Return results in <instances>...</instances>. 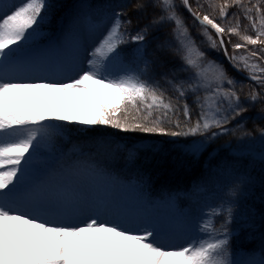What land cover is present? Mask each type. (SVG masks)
Masks as SVG:
<instances>
[{
    "label": "snow or ice",
    "instance_id": "1",
    "mask_svg": "<svg viewBox=\"0 0 264 264\" xmlns=\"http://www.w3.org/2000/svg\"><path fill=\"white\" fill-rule=\"evenodd\" d=\"M180 2L202 26L209 46L222 49L232 66L246 72L260 89L247 94L249 104L264 99V0L219 4L209 0L208 6L213 13L218 9L221 22L201 13L200 0L195 9L190 0ZM149 7L156 10L150 25L135 34L129 32L131 20L123 19L122 13L104 14L89 22L90 32L107 25L106 31L88 53L87 66L60 82L13 78L31 70L32 61L22 53L38 34L47 0L13 2L0 9V264H264V256L245 262L231 258L232 203L208 209L194 225L195 234L177 245L168 242L162 225L140 224L142 230L132 231L122 226L125 223L102 220L87 206L51 197L48 186L29 175L33 153L60 134L61 129L50 121L105 126L124 133L214 139L228 132L226 126L248 110L237 91L244 85L215 61L206 60L177 14L175 0H136L134 5L137 11ZM230 7L239 9L255 35L248 34L247 27L241 31L237 13L227 19ZM166 23L174 24L172 35L182 62L179 71L188 74L183 79L176 73L166 77L175 97L142 78L150 63L143 47L147 34ZM226 36L242 41H227L232 43V55ZM130 43L138 46L125 51ZM240 50L245 54L236 55ZM136 62L143 63L140 71L129 67ZM189 96L198 109L195 120ZM260 135L264 136V129ZM202 146L203 141L194 150ZM77 216L88 218L79 224L70 222Z\"/></svg>",
    "mask_w": 264,
    "mask_h": 264
},
{
    "label": "rangeland",
    "instance_id": "2",
    "mask_svg": "<svg viewBox=\"0 0 264 264\" xmlns=\"http://www.w3.org/2000/svg\"><path fill=\"white\" fill-rule=\"evenodd\" d=\"M58 1L60 0H47L48 8L43 14L44 19L39 24L38 34L23 49L22 54L32 61L31 70L23 76L13 77L14 79L60 82L75 77L79 70L87 66L88 53L106 31L107 25L100 31L90 32L89 22L95 23L104 14L120 13V9L122 11L130 0H102L100 2L74 0L62 14L50 10L56 7ZM178 1L180 2V0H175V3ZM13 2L21 4L24 0H0V9ZM190 3L194 9L197 7V0H190ZM200 3L203 4L200 11L207 10L209 0H200ZM56 8L60 9V6ZM176 11L178 14L180 10L176 9ZM184 24L201 51L204 50L203 52L206 53V50L211 53L214 50L209 46L202 30H196L195 25ZM165 25L167 23L162 27ZM173 27L174 24L171 23L169 31L165 33L167 38L165 43L167 46H173L176 51L177 45L172 35ZM142 28L144 27H139L135 23L129 26V32L135 34ZM157 30L159 28H153L149 33L153 34ZM208 31L213 39H216L214 37L216 35L211 30L208 29ZM148 42L149 40L146 39L143 47L145 57L150 63L142 78L150 83L159 84L161 81L162 85L172 90L166 82V77L171 76L167 71L159 75L150 74L153 70V62L151 53L147 51ZM137 46L130 43L125 46L124 50L130 51ZM129 67L140 71L143 63H131ZM181 67L182 62L179 69ZM187 75L182 72L177 78L183 79ZM235 80L240 82V79ZM173 95H176L174 91ZM187 99L193 102L192 96ZM241 119L240 115L232 122L234 124ZM48 123L60 128V134L54 136L51 142L41 147L38 152L33 153L31 163L27 167L34 182L48 186L51 197L87 206L101 214L100 219L109 221L114 219L125 223L122 226L132 231L142 230L138 228L140 224L162 225L166 230L168 242L177 245L184 243L189 235L195 234L194 225L201 220L208 209L221 203H232L235 205L234 220L229 228L233 236H236L240 229H246L248 238L259 236V226L264 222V199L261 198L264 192V136H261L260 132L255 136L242 134L237 136L236 140L224 143L221 148L226 156L219 158L216 163L208 167L209 173L206 177L195 181L189 191L172 194L162 200L147 202L138 189L135 178L115 179L106 170L114 163L116 151L125 154L124 159L129 163L135 160V149L127 145L123 136H121L123 138L119 136V140L109 134L93 135L98 131H110L111 128L105 126L89 127L55 121ZM71 134L95 137V142L90 148L92 150L89 152L84 150L81 145L71 139ZM217 137L214 139L199 136L168 137L167 141L170 149L175 151V159L177 153L182 159L189 157L199 161L207 146ZM202 141L203 146L199 151H195V146ZM147 145L151 148L155 145L152 151L160 148L159 142L155 141H150ZM217 147L219 146H216L208 155L206 154L205 162L219 155L217 153L221 148ZM49 166H53L54 170L46 176V183H43L39 173ZM87 218V216H77L70 222L79 224ZM231 258L240 262L258 260L254 255H243L242 253H231Z\"/></svg>",
    "mask_w": 264,
    "mask_h": 264
},
{
    "label": "trees",
    "instance_id": "3",
    "mask_svg": "<svg viewBox=\"0 0 264 264\" xmlns=\"http://www.w3.org/2000/svg\"><path fill=\"white\" fill-rule=\"evenodd\" d=\"M73 1L74 0H60L56 4V7L60 6V9L52 7L50 10L52 12L54 11L58 14H62V12L66 10ZM94 1L100 2L102 0ZM214 2L219 4L222 3L223 0H214ZM135 3L136 0H130L126 7L122 8V11L120 9V13L123 14L122 18L125 20H131V25L137 23L139 27L148 26V23L151 22L152 16L156 10L149 7L144 11H137L134 8ZM175 5L176 9H178V11L180 10L178 15L181 17L184 23L187 25H195L196 30H202V26L195 21V19L186 11L179 1L176 2ZM206 9L207 10H202L201 13H209L218 22H221L218 15V9L215 13H213V10L209 6H206ZM228 12L229 17L227 19L229 20L232 19V13H237L240 15L241 31L247 27L248 34L255 35L249 26L248 20L243 18V15L239 12L238 8L230 7ZM234 22L235 21H233V23ZM169 27H171V23H167V25L159 28V30L155 31L153 34L149 33L147 35V39L149 40V47L147 51L151 53V60L153 62V70L150 72V74L159 75L167 71V73L170 75L172 73H176L177 77L179 78L182 74V72L179 71L181 60L176 54L174 47L167 46L165 43V39H167L165 37V33L169 31ZM214 37L217 38L216 36ZM224 39L226 41V47L228 49L229 55L233 54L232 43H242V41H239V37L237 36H226ZM229 39L232 43H227ZM162 44L165 45V47H161ZM253 47L254 46L251 45L248 46L250 49ZM255 47L258 48L259 46ZM205 52L206 60L215 61L217 64L221 65L229 77L233 79H240V82L244 85V87L242 89L238 87L237 91L241 96V103L244 104L248 110L241 115L242 119L240 121L233 124L232 120L227 125V128L231 129H229L227 134L219 135L214 140V142L209 144L199 161H195L189 157L182 159L177 153V157L175 159V151L171 150L168 146L169 142L167 139L170 136L150 135L141 132H127L121 134L120 132L113 131L111 129L110 131H98L93 134L95 136L109 134L118 138L119 140V136H123L125 138V142H127V145L135 149V160L131 163L124 159L125 154L116 151L114 153L115 161L113 164H111L112 167H110V170L114 173V175L135 178L140 190L149 198L163 199L164 197L172 194L187 192L191 185L195 183V181L206 177V174L209 173V170H207L208 167L212 166L213 163H216L219 158L226 156L225 151L221 148L224 143L236 140V137L242 134H250L255 136L260 132L261 129H264V99L257 101L255 104H249L248 100L246 99L247 94L251 89L256 88L257 91H260L255 82L244 81L242 78H240L225 62L224 54L221 49L216 48L212 50L211 53L207 52L206 50ZM240 54L245 53L243 50H240L236 53V55ZM159 84L161 88L167 91V95L172 97L175 96L173 95L172 90L162 85L161 81ZM187 102L192 107V118L195 120L198 109L191 100L187 99ZM181 119L183 120V117H181ZM238 125L242 126L238 127ZM71 139H73L78 145H81L84 150L88 151L92 150L90 148L95 142V137H90V135L85 134H77L76 136L71 134ZM150 141L159 142L160 148L156 151H152V148L155 145L152 148L149 147L147 144H150ZM216 146H219L217 148H221L217 153L219 155L210 161L205 162L204 160L206 156L212 152ZM261 198L264 199V192ZM248 237L249 236L246 235V229H240L236 236H233L232 238L230 252L238 254L244 252L261 251V249L264 248V222L259 226V236H251L250 238Z\"/></svg>",
    "mask_w": 264,
    "mask_h": 264
},
{
    "label": "water",
    "instance_id": "4",
    "mask_svg": "<svg viewBox=\"0 0 264 264\" xmlns=\"http://www.w3.org/2000/svg\"><path fill=\"white\" fill-rule=\"evenodd\" d=\"M186 9V8H185ZM187 11V9H186ZM188 12V11H187ZM189 13V12H188ZM190 14V13H189ZM191 15V14H190ZM194 18V17H193ZM196 21V20H195ZM198 22V21H196ZM199 23V22H198ZM209 30H211L214 34H215V31L212 30L210 27L208 28ZM216 35V34H215ZM222 50V49H221ZM223 54H224V51L222 50ZM224 59H225V62L227 63V65L240 77L242 78L243 80L245 81H248V82H253V81H250L248 78H247V74L246 73H243L241 71H237L233 66L232 64L229 62V59L228 57L225 56L224 54Z\"/></svg>",
    "mask_w": 264,
    "mask_h": 264
},
{
    "label": "bare ground",
    "instance_id": "5",
    "mask_svg": "<svg viewBox=\"0 0 264 264\" xmlns=\"http://www.w3.org/2000/svg\"><path fill=\"white\" fill-rule=\"evenodd\" d=\"M57 78H58V80H61V78H60V77H57ZM58 80H57V81H58Z\"/></svg>",
    "mask_w": 264,
    "mask_h": 264
}]
</instances>
